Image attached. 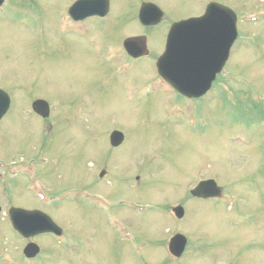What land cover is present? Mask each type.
Instances as JSON below:
<instances>
[{
    "label": "rangeland",
    "instance_id": "obj_1",
    "mask_svg": "<svg viewBox=\"0 0 264 264\" xmlns=\"http://www.w3.org/2000/svg\"><path fill=\"white\" fill-rule=\"evenodd\" d=\"M35 1L37 4L28 6L26 3L19 5L18 0H9L0 13V87L9 89L15 111L37 97L59 106L52 107V116L43 122L32 116L28 118L30 114L22 112L27 116H18L10 111L0 125V158L18 160L42 152L43 161L35 164L36 177L45 185L41 189L46 190L48 195L72 186L91 184V179L96 181L95 174L88 168L91 156H98L104 161H116L117 164L108 163V167L113 170L114 165H118V173H112L105 184L95 183L91 189L105 195V206L89 203L75 206L66 202L62 203V209L57 210L61 205H49L48 209L40 205L47 209L55 222L61 225L70 222L73 230L71 249L65 243L63 249L67 251L64 257L53 264H217V261L226 264H264V175L257 177L258 169L250 172V168H254L251 164L255 154L252 153L256 151L252 145H246L255 132L243 127L236 130L240 126L236 121L238 114L230 111L236 102L227 100L232 98L243 104V101L264 97V17L250 24L242 19V16L255 15L253 12L258 11V8L249 7L252 4H257L260 10L264 9V0H220L232 5L241 14L240 39L235 42L231 59L215 82V88L202 100V117L196 119L194 125L189 124V113L176 112L170 115L168 109L174 103L171 105L166 102L162 92L147 95L140 88L156 78L149 62H133V66L140 68L136 72L133 68L132 71L129 68L124 72L120 69L122 58L117 62L113 58L103 61L102 56L107 52L102 50L109 44L112 45L110 49L121 50L116 45L120 44L124 35L139 34L141 28L133 18L136 0H132L129 5V21L123 16L124 25L114 24L120 22V17L112 15H115L114 10L109 15L111 33L108 38L103 36L102 41H96L99 46L96 49L99 50L97 57L91 49L83 48L86 43L79 41L76 47L80 52L75 53L77 49L71 37L67 33L63 36L58 33L62 12L73 0ZM151 1L167 15V20L158 27L150 31L145 29L144 34L148 33L147 41L153 53L162 51L171 21L200 13L206 2ZM19 19L34 23L35 29L27 30V26L24 29L18 23ZM26 34L30 36L31 42L26 53H23L22 39L26 40ZM244 37L251 38V41ZM101 44L105 47L101 48ZM39 48L46 51L40 53ZM131 75L137 82L134 86L138 96L134 98L123 86V82L131 80ZM260 108L264 110V101H261ZM257 113L255 111V119L260 116L263 120L264 113ZM195 114L198 115V111ZM112 126L123 130L128 137L122 146L110 151L106 146L108 142L105 135ZM225 136H231V139L223 138ZM239 137L243 138L242 142H239ZM254 145L262 149L264 140L255 139ZM246 152L248 158L244 160L241 156H246ZM243 163H246L245 169L248 168L246 172L251 179L262 184L254 185L250 180V190L243 186L246 181L242 182L238 178L246 180L247 176L243 174L245 169L235 174ZM262 163L258 155L256 166H262ZM137 167L149 168L152 173L147 172L142 179L134 181L133 175L140 174L133 172ZM15 169L18 168L13 165L10 171L13 173ZM216 174L221 176L225 187L229 185L228 195L240 198L236 209L233 207L231 210V215H222L220 212L225 210L211 201V205H208L204 201L192 199V204H202L203 207H194L193 214V206L190 201H186L191 211L173 224L168 214L171 202L185 201V191L197 180ZM12 179L17 180L15 186L9 188V196L14 204L33 205L35 201L32 196L19 194L20 187L26 189L27 179L25 181V177L19 173ZM232 181L234 186H231ZM121 197L132 203L119 199ZM2 198L0 255L4 253L9 258H20L22 262L21 249L25 242L9 232L7 204L4 202L6 197ZM130 204L137 208L157 206V210H137L127 206ZM113 219L128 225L135 242L119 239L121 235L111 222ZM171 227L181 228L191 239L185 258L182 257L177 263L170 262L165 251L168 237L165 230ZM202 235L208 242L214 239V246L217 247L210 248L198 243L200 239L205 241L200 237ZM32 240L41 245L36 262L45 259L46 263L51 264L57 255L55 239L48 236ZM248 247L249 252H237ZM226 248L234 251H227ZM139 254L143 255L142 259Z\"/></svg>",
    "mask_w": 264,
    "mask_h": 264
},
{
    "label": "water",
    "instance_id": "obj_2",
    "mask_svg": "<svg viewBox=\"0 0 264 264\" xmlns=\"http://www.w3.org/2000/svg\"><path fill=\"white\" fill-rule=\"evenodd\" d=\"M175 31V29H173L171 32H170V34H169V37H170V41L171 42H173L174 41V39H173V35H174V32ZM171 35V36H170ZM178 36H180V37H182L180 34L178 35ZM192 41V40H191ZM181 42H183V41H181ZM186 43H187V41H185V42H183V43H180L179 45H182V46H185V47H188V46H186ZM192 43V42H191ZM195 44V43H194ZM193 44V45H194ZM204 188H206V187H204ZM200 192H203V190L201 189V188H198V189H196L195 191H194V193L195 194H199ZM45 219V218H44ZM50 225H52L51 224V222L48 220V219H45ZM53 226V225H52Z\"/></svg>",
    "mask_w": 264,
    "mask_h": 264
}]
</instances>
